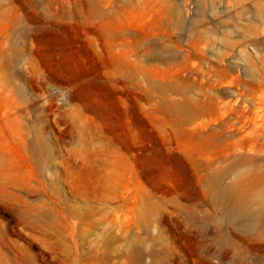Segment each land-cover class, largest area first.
<instances>
[{
  "label": "rangeland",
  "instance_id": "374dc122",
  "mask_svg": "<svg viewBox=\"0 0 264 264\" xmlns=\"http://www.w3.org/2000/svg\"><path fill=\"white\" fill-rule=\"evenodd\" d=\"M263 216L264 0H0V264H264Z\"/></svg>",
  "mask_w": 264,
  "mask_h": 264
},
{
  "label": "bare ground",
  "instance_id": "6f19581e",
  "mask_svg": "<svg viewBox=\"0 0 264 264\" xmlns=\"http://www.w3.org/2000/svg\"><path fill=\"white\" fill-rule=\"evenodd\" d=\"M216 185L217 191L215 198L216 201L222 203V205L226 209V217L228 223L232 225H239L241 228L247 231L252 230L256 225L258 219H255L256 214L248 209L249 204L247 199H244V197L239 195L241 193V190H231L217 181ZM262 219L263 221L261 222V224L264 225V216ZM258 223L260 225V220L258 221ZM224 237L229 243L233 242V240L230 241L231 238L227 234H225ZM234 244L236 245V243Z\"/></svg>",
  "mask_w": 264,
  "mask_h": 264
}]
</instances>
